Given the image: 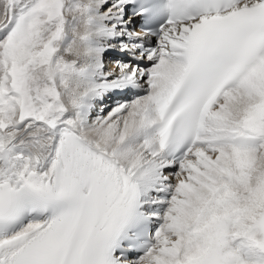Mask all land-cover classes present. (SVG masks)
Returning a JSON list of instances; mask_svg holds the SVG:
<instances>
[{
    "label": "snow or ice",
    "instance_id": "6c2138e0",
    "mask_svg": "<svg viewBox=\"0 0 264 264\" xmlns=\"http://www.w3.org/2000/svg\"><path fill=\"white\" fill-rule=\"evenodd\" d=\"M0 264H264V0H0Z\"/></svg>",
    "mask_w": 264,
    "mask_h": 264
},
{
    "label": "bare ground",
    "instance_id": "6f19581e",
    "mask_svg": "<svg viewBox=\"0 0 264 264\" xmlns=\"http://www.w3.org/2000/svg\"><path fill=\"white\" fill-rule=\"evenodd\" d=\"M105 62L108 63V60L105 57ZM112 103V100H106L105 104L110 105Z\"/></svg>",
    "mask_w": 264,
    "mask_h": 264
}]
</instances>
